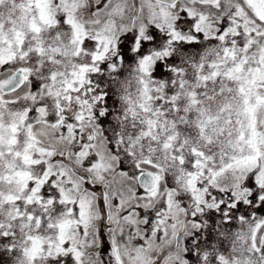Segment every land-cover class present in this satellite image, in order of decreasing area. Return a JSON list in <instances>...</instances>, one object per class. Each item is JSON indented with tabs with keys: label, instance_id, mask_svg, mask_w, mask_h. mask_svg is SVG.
<instances>
[{
	"label": "snow or ice",
	"instance_id": "obj_1",
	"mask_svg": "<svg viewBox=\"0 0 264 264\" xmlns=\"http://www.w3.org/2000/svg\"><path fill=\"white\" fill-rule=\"evenodd\" d=\"M0 264H264V0H0Z\"/></svg>",
	"mask_w": 264,
	"mask_h": 264
}]
</instances>
